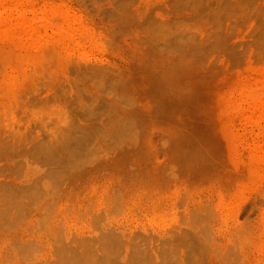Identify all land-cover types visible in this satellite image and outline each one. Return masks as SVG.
<instances>
[{"label":"rangeland","instance_id":"1","mask_svg":"<svg viewBox=\"0 0 264 264\" xmlns=\"http://www.w3.org/2000/svg\"><path fill=\"white\" fill-rule=\"evenodd\" d=\"M0 264H264V0H0Z\"/></svg>","mask_w":264,"mask_h":264},{"label":"bare ground","instance_id":"2","mask_svg":"<svg viewBox=\"0 0 264 264\" xmlns=\"http://www.w3.org/2000/svg\"><path fill=\"white\" fill-rule=\"evenodd\" d=\"M106 255V254H105ZM129 256V255H128ZM109 257V256H108ZM111 257V256H110ZM106 259V258H105ZM107 260V259H106ZM105 261V260H104Z\"/></svg>","mask_w":264,"mask_h":264}]
</instances>
